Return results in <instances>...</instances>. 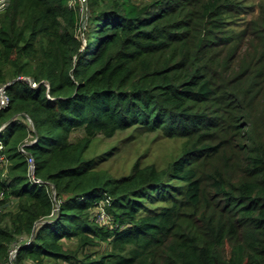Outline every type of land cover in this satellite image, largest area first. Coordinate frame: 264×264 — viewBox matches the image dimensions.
I'll return each instance as SVG.
<instances>
[{"label": "trees", "instance_id": "16d2710c", "mask_svg": "<svg viewBox=\"0 0 264 264\" xmlns=\"http://www.w3.org/2000/svg\"><path fill=\"white\" fill-rule=\"evenodd\" d=\"M85 1L0 5V264H264V0Z\"/></svg>", "mask_w": 264, "mask_h": 264}, {"label": "rangeland", "instance_id": "374dc122", "mask_svg": "<svg viewBox=\"0 0 264 264\" xmlns=\"http://www.w3.org/2000/svg\"><path fill=\"white\" fill-rule=\"evenodd\" d=\"M250 1L257 3L259 0ZM80 12L83 15L85 9L80 10ZM81 135V131L73 133L74 137ZM99 138H97L96 143V154L101 153L105 148H109L111 144L116 145L112 153L100 162L102 167L109 168L114 175L127 173L132 162L139 156L141 162L163 166L171 155L178 150L180 144L177 139L165 138L163 135H158L157 132H147L141 129L136 131L129 129L118 132L110 138L103 136H99Z\"/></svg>", "mask_w": 264, "mask_h": 264}, {"label": "built area", "instance_id": "2783aa9c", "mask_svg": "<svg viewBox=\"0 0 264 264\" xmlns=\"http://www.w3.org/2000/svg\"><path fill=\"white\" fill-rule=\"evenodd\" d=\"M3 1L4 0H0V5L2 4ZM72 1L73 2L79 1L81 3L80 10L82 11L83 9H85V11H86V6H85L86 5V1L85 0H72ZM83 15H85V12H84ZM7 102H8V95L5 92V85H1L0 86V107L6 105ZM1 147H2V144L0 143V149H1ZM3 158H4V154L0 152V160H2ZM28 160H29V163H30V171H31L32 166H33L32 159L28 158ZM104 217H105V212L102 211L100 213L99 219H103ZM14 252H15V249H13L11 251V255L12 256H13Z\"/></svg>", "mask_w": 264, "mask_h": 264}, {"label": "water", "instance_id": "95a60500", "mask_svg": "<svg viewBox=\"0 0 264 264\" xmlns=\"http://www.w3.org/2000/svg\"><path fill=\"white\" fill-rule=\"evenodd\" d=\"M33 170H34V168H33V166H32L31 172H33Z\"/></svg>", "mask_w": 264, "mask_h": 264}]
</instances>
